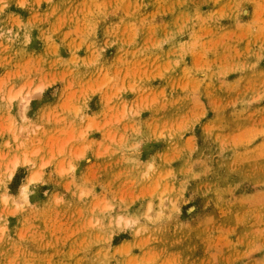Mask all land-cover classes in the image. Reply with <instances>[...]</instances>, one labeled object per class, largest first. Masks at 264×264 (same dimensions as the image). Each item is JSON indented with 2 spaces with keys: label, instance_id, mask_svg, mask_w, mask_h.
Returning a JSON list of instances; mask_svg holds the SVG:
<instances>
[{
  "label": "rangeland",
  "instance_id": "1",
  "mask_svg": "<svg viewBox=\"0 0 264 264\" xmlns=\"http://www.w3.org/2000/svg\"><path fill=\"white\" fill-rule=\"evenodd\" d=\"M0 264H264V0H0Z\"/></svg>",
  "mask_w": 264,
  "mask_h": 264
},
{
  "label": "bare ground",
  "instance_id": "2",
  "mask_svg": "<svg viewBox=\"0 0 264 264\" xmlns=\"http://www.w3.org/2000/svg\"><path fill=\"white\" fill-rule=\"evenodd\" d=\"M34 181H35L34 179H30V182H34ZM26 194H27V188L25 187L22 189V195L24 198L26 197Z\"/></svg>",
  "mask_w": 264,
  "mask_h": 264
}]
</instances>
